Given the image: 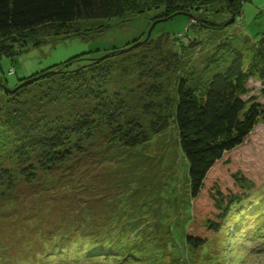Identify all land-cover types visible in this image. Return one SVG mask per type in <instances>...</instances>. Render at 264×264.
<instances>
[{
    "label": "rangeland",
    "instance_id": "rangeland-1",
    "mask_svg": "<svg viewBox=\"0 0 264 264\" xmlns=\"http://www.w3.org/2000/svg\"><path fill=\"white\" fill-rule=\"evenodd\" d=\"M134 1L138 10L121 18L46 24L15 35L18 47L27 45L0 56V161L16 178L13 190H0V264H107L99 261V254L109 248L101 246L115 245L120 238L126 240L123 264H264V79L257 73L248 78L242 96L248 104H260L257 123L245 144L228 156L229 164L222 161L207 179L197 204L211 210L208 194L215 187L237 191L232 177L237 171L259 190L233 205L221 230L204 245L186 242L193 204L189 165L173 124L151 132L156 114L140 108L127 112L151 137L138 148L108 142L103 137L107 128L98 127L91 138L79 140L87 150L79 169L53 174L37 168L27 182L20 175L13 155L19 135L6 114L15 102L30 103L60 78L40 74L15 89L35 73L81 54L110 57L105 66L112 68V75L103 85L108 96L118 94L139 107L142 95L156 86L163 91L153 98L156 111L165 114L182 79L197 95L203 94L238 50L243 69H250L252 50L264 32V0H242L241 14L232 21L227 0L173 17H158L165 6L154 0ZM86 64L80 61L74 67Z\"/></svg>",
    "mask_w": 264,
    "mask_h": 264
},
{
    "label": "trees",
    "instance_id": "trees-1",
    "mask_svg": "<svg viewBox=\"0 0 264 264\" xmlns=\"http://www.w3.org/2000/svg\"><path fill=\"white\" fill-rule=\"evenodd\" d=\"M154 1L157 6H165L158 17H173L188 13L190 9L218 2ZM241 7L242 0H227L230 15L239 16ZM138 8V3L134 0H0V56H11L16 48L21 51L27 45L18 47L15 35L20 36L46 24L63 25L83 19L121 18L127 12H136ZM10 40L14 43H10ZM255 44L249 70L243 69V54L238 50L227 69L213 75L201 95H197L182 79L177 86V99L170 105L171 109L166 108L168 113L165 114H158L156 111L153 98L159 97L163 92L156 86L142 95L144 100L139 107H131L129 101L125 100L126 97L118 94L113 98L108 96L103 85L112 75V68L105 66L110 57L100 60L99 57L81 54L35 73L29 79L40 74L58 75L60 78L50 88L39 92L30 103L15 102L11 113L6 114L19 135L13 155L20 163V175L27 182L34 177L37 168L53 174L65 171L64 168L67 171H72L75 167L79 169L83 166L82 157L87 154L86 147L79 140L91 138L98 127L107 128L103 137L108 142L127 149L138 148L151 137L136 117L126 116L127 112L140 108L144 114H156L150 123L151 132L157 134L173 124L181 153L189 165L193 204L189 207L191 216L185 231L186 242L194 247L204 245L221 230L231 207L259 190L252 180L237 171L232 175L237 191L223 192L215 187L208 194L212 202L211 210L200 208L197 204L204 193L207 179L218 172L222 161L229 164L228 156L245 144L261 114L259 103L248 104L242 98L247 92L246 82L250 75L257 73L264 79V32ZM112 52L115 50L109 53ZM80 61L88 64L75 68L74 64ZM56 66L59 67L58 70H51ZM154 77L158 79L160 75L156 74ZM23 80L27 79H21L19 84ZM21 88L24 86L18 89ZM147 99L148 102L145 103ZM122 118L126 120L125 123H121ZM31 157H34L33 162L30 161ZM15 187V175L0 161V190H13ZM127 203L126 198L125 205ZM97 228L99 227H95ZM124 241L126 240L120 238L114 242L115 245L109 242L108 246H101L108 247L109 251L107 254H99V261L123 264L121 251ZM86 253L90 255V250Z\"/></svg>",
    "mask_w": 264,
    "mask_h": 264
},
{
    "label": "water",
    "instance_id": "water-1",
    "mask_svg": "<svg viewBox=\"0 0 264 264\" xmlns=\"http://www.w3.org/2000/svg\"><path fill=\"white\" fill-rule=\"evenodd\" d=\"M232 15V18H231V21L234 19V15L233 14H231ZM170 19V18H169ZM165 20H167V19H165ZM37 78H31V79H28L27 81H24V82H22L17 88H15V89H18V88H20V87H23V86H25V85H27V84H29V83H31V82H33V81H35ZM5 91H11V92H13V91H15V90H7V89H5Z\"/></svg>",
    "mask_w": 264,
    "mask_h": 264
},
{
    "label": "bare ground",
    "instance_id": "bare-ground-1",
    "mask_svg": "<svg viewBox=\"0 0 264 264\" xmlns=\"http://www.w3.org/2000/svg\"><path fill=\"white\" fill-rule=\"evenodd\" d=\"M41 76V75H40Z\"/></svg>",
    "mask_w": 264,
    "mask_h": 264
}]
</instances>
